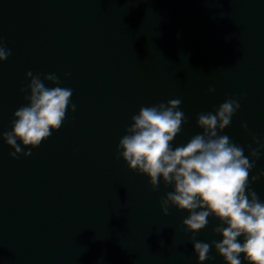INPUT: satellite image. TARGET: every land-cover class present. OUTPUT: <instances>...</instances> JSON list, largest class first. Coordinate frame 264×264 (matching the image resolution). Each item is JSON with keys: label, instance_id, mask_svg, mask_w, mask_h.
Listing matches in <instances>:
<instances>
[{"label": "water", "instance_id": "obj_1", "mask_svg": "<svg viewBox=\"0 0 264 264\" xmlns=\"http://www.w3.org/2000/svg\"><path fill=\"white\" fill-rule=\"evenodd\" d=\"M0 40L11 50L0 134L28 103V71L55 73L76 105L39 147L20 145L30 156L11 158L0 135V264H200L189 213L161 211L173 186L161 178L153 190L117 146L142 106L182 101L175 148L202 133L199 113L230 98L241 107L218 134L245 156L259 148L253 135L264 144V0H0ZM262 172L264 148L251 175ZM250 189L264 202V176ZM208 219L195 239L211 245L222 237ZM203 264L226 262L212 246Z\"/></svg>", "mask_w": 264, "mask_h": 264}, {"label": "clouds", "instance_id": "obj_2", "mask_svg": "<svg viewBox=\"0 0 264 264\" xmlns=\"http://www.w3.org/2000/svg\"><path fill=\"white\" fill-rule=\"evenodd\" d=\"M10 55L11 50L0 40V62ZM26 77L30 78V94L25 97L28 103L14 112L11 131L0 134L13 149L9 153L13 159L21 154L30 156L31 151H23L20 145L39 147L63 126L69 107L76 111V105L71 104L73 90L61 87L55 73L44 74L41 79L40 74L28 71ZM44 81L55 86L49 88ZM181 103L180 99H171L142 106L119 141L118 158L130 170L147 176L153 190L158 189L161 178L166 187L173 186L174 190L161 200V211L168 215L172 205L189 213L182 223L193 234V249L200 264L209 259L212 246L226 264H242L241 254L248 264H264V202L250 189L251 183L264 176V172L251 175L264 144L253 135L259 148L249 146L245 156L244 149L229 136L218 134L231 125L241 107L238 99L230 98L214 112L199 113L197 126L202 133L173 148L172 142L187 122L184 112L178 110ZM242 127L247 130L246 123ZM210 215L220 221L213 232L222 237L211 245L195 239V234L208 226Z\"/></svg>", "mask_w": 264, "mask_h": 264}]
</instances>
